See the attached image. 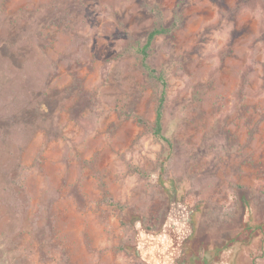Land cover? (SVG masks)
<instances>
[{
  "label": "rangeland",
  "instance_id": "obj_1",
  "mask_svg": "<svg viewBox=\"0 0 264 264\" xmlns=\"http://www.w3.org/2000/svg\"><path fill=\"white\" fill-rule=\"evenodd\" d=\"M151 27L138 0H0V264H149L141 234L264 264V0H185L152 43L171 149L124 53Z\"/></svg>",
  "mask_w": 264,
  "mask_h": 264
},
{
  "label": "trees",
  "instance_id": "obj_2",
  "mask_svg": "<svg viewBox=\"0 0 264 264\" xmlns=\"http://www.w3.org/2000/svg\"><path fill=\"white\" fill-rule=\"evenodd\" d=\"M142 9L151 16L152 27L148 32L145 41L142 44L137 43L130 35L124 34L127 38L128 47L124 49V53H134L140 60V68L149 80L155 81L159 85L157 92V106L155 117L151 126L152 136L171 149V141L163 133L162 119L166 103V79L163 71H157L150 67L148 58L150 49L154 40L161 35H170L181 25V6L185 0H178L173 10V15L169 23H165L161 9L157 5H149L145 0H138ZM109 203H113L109 200ZM116 204V203H115ZM153 229V228H150Z\"/></svg>",
  "mask_w": 264,
  "mask_h": 264
},
{
  "label": "water",
  "instance_id": "obj_3",
  "mask_svg": "<svg viewBox=\"0 0 264 264\" xmlns=\"http://www.w3.org/2000/svg\"><path fill=\"white\" fill-rule=\"evenodd\" d=\"M138 240L139 245H145L147 251H140L138 256L149 264H170L176 255V246L171 247V242L161 245L158 240L154 238H146L141 234ZM168 244V246H167ZM168 247V248H167ZM171 248V251H168Z\"/></svg>",
  "mask_w": 264,
  "mask_h": 264
},
{
  "label": "flooded vegetation",
  "instance_id": "obj_4",
  "mask_svg": "<svg viewBox=\"0 0 264 264\" xmlns=\"http://www.w3.org/2000/svg\"><path fill=\"white\" fill-rule=\"evenodd\" d=\"M159 238H160V237H159ZM159 238H158V239H159ZM159 241H160V242H159ZM159 241H158V242H159L160 244H162V245H164V243H167V241H166L165 239L163 240V239L160 238Z\"/></svg>",
  "mask_w": 264,
  "mask_h": 264
}]
</instances>
